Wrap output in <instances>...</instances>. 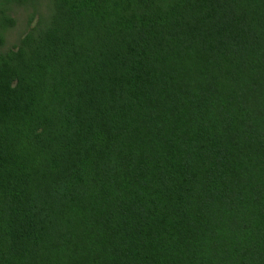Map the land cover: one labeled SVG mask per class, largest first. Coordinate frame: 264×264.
I'll return each mask as SVG.
<instances>
[{"label": "trees", "instance_id": "16d2710c", "mask_svg": "<svg viewBox=\"0 0 264 264\" xmlns=\"http://www.w3.org/2000/svg\"><path fill=\"white\" fill-rule=\"evenodd\" d=\"M126 3L103 18L55 0L31 60L69 51L59 97L38 61L0 55V264H264V0L158 21ZM189 50L241 55L232 102L185 89Z\"/></svg>", "mask_w": 264, "mask_h": 264}, {"label": "rangeland", "instance_id": "374dc122", "mask_svg": "<svg viewBox=\"0 0 264 264\" xmlns=\"http://www.w3.org/2000/svg\"><path fill=\"white\" fill-rule=\"evenodd\" d=\"M72 4L79 5L91 14L103 18H114L117 15L115 12V5L117 3L127 2V11L131 16L138 17L136 11L140 16L151 13L155 20H162L171 18L174 10H182L185 0H141L136 7L133 1L135 0H69ZM134 5V7H131ZM55 13V0H0V55L6 58H11L16 61L20 60L21 52H25L28 61L31 63H40L41 68L38 69V77L48 80L50 87L47 91H55L59 94L63 91L64 86L60 77H56L54 60L60 57L73 58L71 54L67 53L65 49L54 50L48 57L42 54V60L34 59L31 44L34 42H43L44 38L51 33L55 27L52 23V18ZM127 13V15H129ZM126 15V14H125ZM126 15V16H127ZM46 40H44L45 42ZM153 46L154 50L157 48ZM33 49H35L33 47ZM52 56V57H51ZM72 64V63H71ZM73 65V64H72ZM243 60L240 54L235 56L225 57L223 55L210 56L201 54L195 50L187 51L178 62V70L181 82L185 89L194 91L198 87L218 89L222 92V98H226L232 102V93L236 88L235 84L242 69ZM74 66V65H73ZM30 67V64H29ZM54 73L55 77L52 75ZM44 81L41 80V86L44 88ZM198 86V87H197ZM233 103H231V107ZM101 148L88 149L86 151V161L88 163H96L100 166L108 165L103 153H99ZM84 153V150H83ZM237 163H242L243 158L240 153L236 155ZM113 163V160H111ZM108 166L99 168L100 172L103 170L107 172ZM140 170L136 168L133 171L135 180L141 178ZM110 176V175H109ZM116 180H121L120 176ZM106 185V183H104ZM215 208H222V204L214 203ZM234 211V210H233ZM209 223L217 224L223 221L208 220Z\"/></svg>", "mask_w": 264, "mask_h": 264}]
</instances>
